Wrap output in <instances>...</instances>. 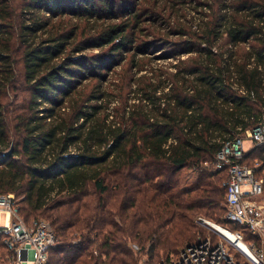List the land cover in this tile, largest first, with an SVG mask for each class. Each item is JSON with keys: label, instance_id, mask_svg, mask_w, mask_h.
Returning <instances> with one entry per match:
<instances>
[{"label": "trees", "instance_id": "obj_1", "mask_svg": "<svg viewBox=\"0 0 264 264\" xmlns=\"http://www.w3.org/2000/svg\"><path fill=\"white\" fill-rule=\"evenodd\" d=\"M146 1L0 0V194L47 218L48 264H156L202 214L238 228L210 165L264 117V0H191L162 37ZM244 161L264 176V145Z\"/></svg>", "mask_w": 264, "mask_h": 264}, {"label": "built area", "instance_id": "obj_2", "mask_svg": "<svg viewBox=\"0 0 264 264\" xmlns=\"http://www.w3.org/2000/svg\"><path fill=\"white\" fill-rule=\"evenodd\" d=\"M247 140L251 145H264V117L242 137L225 142L210 165L228 172L224 182L226 218L238 228L218 225L232 233L237 242L219 231L214 222L201 217L202 223L218 232V237H200L162 264H244V258L252 264H261L262 249L245 238L248 232L264 240V176L259 174V164L253 166L244 161L251 147L245 145ZM0 238L10 251L7 264H48L51 248L56 243V233L49 221L39 218L28 223L21 216L13 193L0 194ZM238 242H242L251 255L238 247ZM23 251L27 252L26 259L22 257Z\"/></svg>", "mask_w": 264, "mask_h": 264}, {"label": "rangeland", "instance_id": "obj_3", "mask_svg": "<svg viewBox=\"0 0 264 264\" xmlns=\"http://www.w3.org/2000/svg\"><path fill=\"white\" fill-rule=\"evenodd\" d=\"M192 2H196V1L193 0ZM192 2H191V0H149V1H146L143 3L142 9H148L149 7H152L156 4L158 7V10H159V12H158L159 16L156 19H152L151 17H149L150 14H149V16H147V13L142 12L141 13V16H142L141 27H143L144 32H146V34L153 32L152 36H154V37L161 36L162 37V34L166 35V32L169 29V25H174V26L179 25V24L186 25L189 23V21H191V15L198 16L200 14V11L202 9L200 7L195 8L193 6ZM121 8H122V6L118 3L117 10L120 11ZM142 33L143 32H141V34ZM143 36H144V34H143ZM148 38H150V37H148ZM168 38L169 39H175L176 36H172V37L169 36ZM98 51H99V48H93V49H88L85 52L86 53H97ZM151 52H153V49L151 50ZM161 52H162V50L157 49L155 54L160 56L162 54ZM149 55H153V54H149ZM125 57H127V58L124 60V62H122L121 65L114 67L115 72H119V75H121L123 73V71H121L123 64L126 63L127 60L129 59V56L126 55ZM156 61L159 64H167L170 62V60H164V59L163 60L157 59ZM111 75L115 76V73H111ZM245 144H246V146H249L250 142L246 141ZM251 165H253V166L258 165V163L252 162ZM261 173H262V170L260 169L259 174L261 175ZM225 181H226V178H224L222 181V186L224 189H225V186H224ZM201 217L218 224L217 221H214L213 219H211L209 217H205L203 214H202V216H200V215L197 216L196 217V223L199 226L197 225V228L195 230L196 231L195 237L191 241L197 240L198 238L204 237L207 235L216 236L218 234V232L214 231L210 227V225L202 223L200 220ZM39 218L47 219L44 216L43 217L41 216ZM39 218H35V219H39ZM199 229L202 232L199 233ZM211 231H213L214 234L209 233ZM255 243H256V241H255ZM256 244L262 249V252H261L262 254H260L259 259H260L261 264H264V240L259 239ZM184 246H185V244L182 247L175 250V253H171L172 251L171 252H161V256L159 258H157L156 264H161L163 262H167L168 258H170L172 254H177L178 252H180V250ZM5 253H6L5 249H4L3 245L0 243V264H7ZM22 257H23V259L27 258V252L26 251H23ZM139 259H140V261L138 263L141 264L142 262L145 263L146 259H148V258L146 255H141L139 257ZM244 261L246 262V264H252L249 261V259H247V258H244Z\"/></svg>", "mask_w": 264, "mask_h": 264}, {"label": "bare ground", "instance_id": "obj_4", "mask_svg": "<svg viewBox=\"0 0 264 264\" xmlns=\"http://www.w3.org/2000/svg\"><path fill=\"white\" fill-rule=\"evenodd\" d=\"M213 224H216V223H213ZM215 227L219 231H221L224 235H226L230 240L234 241L235 243L237 242L235 236L232 233H229L228 231L223 229L222 226L216 224ZM237 246L242 248L244 251H246V253H249L251 255V252L245 247V245L242 242H240V243L238 242Z\"/></svg>", "mask_w": 264, "mask_h": 264}, {"label": "water", "instance_id": "obj_5", "mask_svg": "<svg viewBox=\"0 0 264 264\" xmlns=\"http://www.w3.org/2000/svg\"><path fill=\"white\" fill-rule=\"evenodd\" d=\"M5 155H6V156H10V155H12V149H10L9 151H7V152L5 153Z\"/></svg>", "mask_w": 264, "mask_h": 264}, {"label": "crops", "instance_id": "obj_6", "mask_svg": "<svg viewBox=\"0 0 264 264\" xmlns=\"http://www.w3.org/2000/svg\"><path fill=\"white\" fill-rule=\"evenodd\" d=\"M248 141V140H247ZM250 142V141H249ZM246 145V144H245ZM251 146V143H250V145L249 146H247V147H250Z\"/></svg>", "mask_w": 264, "mask_h": 264}]
</instances>
